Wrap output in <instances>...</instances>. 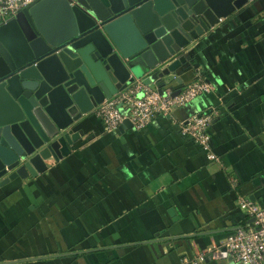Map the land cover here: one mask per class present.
<instances>
[{"label":"crops","instance_id":"crops-1","mask_svg":"<svg viewBox=\"0 0 264 264\" xmlns=\"http://www.w3.org/2000/svg\"><path fill=\"white\" fill-rule=\"evenodd\" d=\"M184 50L176 82L201 73L216 90L142 130L84 116L70 155L0 189V264H235L208 251L251 225L240 197L264 206V0ZM210 108L213 164L178 124Z\"/></svg>","mask_w":264,"mask_h":264},{"label":"water","instance_id":"water-1","mask_svg":"<svg viewBox=\"0 0 264 264\" xmlns=\"http://www.w3.org/2000/svg\"><path fill=\"white\" fill-rule=\"evenodd\" d=\"M250 1L40 0L1 23L0 189L70 155L106 98L177 78L184 49Z\"/></svg>","mask_w":264,"mask_h":264},{"label":"built area","instance_id":"built-area-1","mask_svg":"<svg viewBox=\"0 0 264 264\" xmlns=\"http://www.w3.org/2000/svg\"><path fill=\"white\" fill-rule=\"evenodd\" d=\"M40 0H0V24L15 17L24 8ZM180 92L173 96V92ZM215 86L205 80L201 73L196 79L179 84L176 79L167 81L160 90L156 84H145L135 80L123 90L106 98L93 111L102 121L107 133H116L125 120H129L137 130L145 129L159 116H169L175 109L187 106L201 95L211 94ZM216 110L210 108L202 114L180 121V133L200 146L211 164L220 163L212 145L210 128ZM231 184L237 187L238 180L231 177ZM238 208L251 221V225L238 229L228 237L222 247L208 251L213 259L227 260L235 264H264V206L247 196L238 199ZM207 253H199L193 260L182 259L183 264H201Z\"/></svg>","mask_w":264,"mask_h":264}]
</instances>
